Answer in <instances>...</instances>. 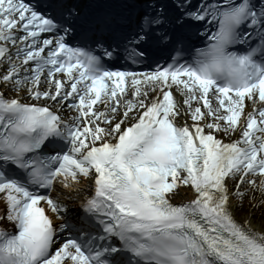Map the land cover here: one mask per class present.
I'll return each mask as SVG.
<instances>
[{"label":"bare ground","instance_id":"obj_1","mask_svg":"<svg viewBox=\"0 0 264 264\" xmlns=\"http://www.w3.org/2000/svg\"><path fill=\"white\" fill-rule=\"evenodd\" d=\"M91 185L89 182L83 187H76L74 190L68 192V196L72 199V203L78 202L90 189ZM246 185H241L239 190L233 194L231 198V210L235 217L253 226V228L264 231V193L260 192L256 188H245ZM246 190L245 192H240V190ZM187 196L189 198L193 197V194L189 189L183 188L180 190L177 199L182 196Z\"/></svg>","mask_w":264,"mask_h":264}]
</instances>
